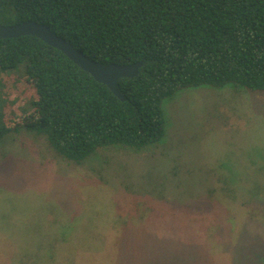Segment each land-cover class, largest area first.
Returning a JSON list of instances; mask_svg holds the SVG:
<instances>
[{
    "label": "rangeland",
    "instance_id": "obj_1",
    "mask_svg": "<svg viewBox=\"0 0 264 264\" xmlns=\"http://www.w3.org/2000/svg\"><path fill=\"white\" fill-rule=\"evenodd\" d=\"M23 87L7 82L0 127L31 111ZM162 109L159 143L81 165L42 135L3 136L0 264H264V92L188 88Z\"/></svg>",
    "mask_w": 264,
    "mask_h": 264
},
{
    "label": "trees",
    "instance_id": "obj_2",
    "mask_svg": "<svg viewBox=\"0 0 264 264\" xmlns=\"http://www.w3.org/2000/svg\"><path fill=\"white\" fill-rule=\"evenodd\" d=\"M29 21L98 63H142L136 77L118 80L121 101L40 39L0 40V110L16 99L3 93L13 79L24 85L17 96H31V111L0 127V139L42 135L74 165L103 148L159 143L162 103L181 90L264 92V0H0V24Z\"/></svg>",
    "mask_w": 264,
    "mask_h": 264
},
{
    "label": "water",
    "instance_id": "obj_3",
    "mask_svg": "<svg viewBox=\"0 0 264 264\" xmlns=\"http://www.w3.org/2000/svg\"><path fill=\"white\" fill-rule=\"evenodd\" d=\"M23 36L38 38L50 47L57 49L82 71L88 73L96 82L105 85L121 101L124 99L117 87L118 80L136 77L142 66L141 62L119 65L115 63L101 64L93 61L72 44L55 35L46 26L32 21L16 25L0 24V40Z\"/></svg>",
    "mask_w": 264,
    "mask_h": 264
}]
</instances>
